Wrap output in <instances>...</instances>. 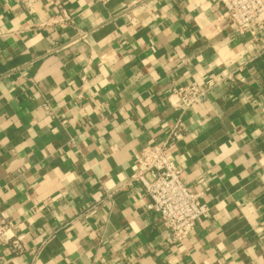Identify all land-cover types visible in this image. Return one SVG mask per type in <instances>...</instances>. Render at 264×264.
<instances>
[{"label": "crops", "instance_id": "obj_1", "mask_svg": "<svg viewBox=\"0 0 264 264\" xmlns=\"http://www.w3.org/2000/svg\"><path fill=\"white\" fill-rule=\"evenodd\" d=\"M61 7L72 22L42 26ZM179 118L171 151L210 207L183 241L133 179ZM0 215L20 240L0 264H264V14L242 34L220 0H0Z\"/></svg>", "mask_w": 264, "mask_h": 264}, {"label": "built area", "instance_id": "obj_2", "mask_svg": "<svg viewBox=\"0 0 264 264\" xmlns=\"http://www.w3.org/2000/svg\"><path fill=\"white\" fill-rule=\"evenodd\" d=\"M29 12L35 11L40 0H22ZM229 19L236 25L239 33L251 28L252 22L264 14V0H220ZM72 22L68 11L61 7L59 14L42 23V26L67 25ZM228 78H232L229 74ZM218 82L207 80L204 84L196 82L174 86L168 96L169 103L175 109L185 112L191 106L201 102L209 90ZM179 118L167 140L160 145L143 148L136 159L138 162L133 179L139 181L150 197L148 209L160 215L162 223L170 230L176 241L187 239L197 228L198 221L210 214V207L201 199V194L193 192L186 184L181 168L177 165L171 151L175 142L183 137L185 129ZM8 243L13 248L20 247L12 220L0 215V244Z\"/></svg>", "mask_w": 264, "mask_h": 264}]
</instances>
